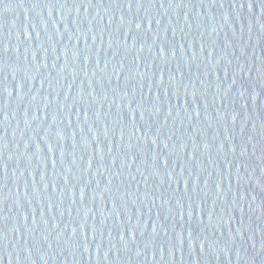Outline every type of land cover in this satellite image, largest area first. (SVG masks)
<instances>
[{
    "label": "water",
    "instance_id": "obj_1",
    "mask_svg": "<svg viewBox=\"0 0 264 264\" xmlns=\"http://www.w3.org/2000/svg\"><path fill=\"white\" fill-rule=\"evenodd\" d=\"M0 264H264V0H0Z\"/></svg>",
    "mask_w": 264,
    "mask_h": 264
}]
</instances>
